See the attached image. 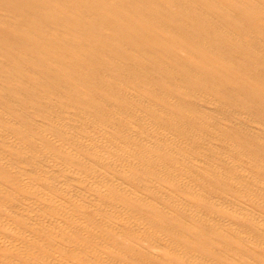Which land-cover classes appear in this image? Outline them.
<instances>
[{
  "label": "bare ground",
  "instance_id": "1",
  "mask_svg": "<svg viewBox=\"0 0 264 264\" xmlns=\"http://www.w3.org/2000/svg\"><path fill=\"white\" fill-rule=\"evenodd\" d=\"M0 264H264V0H0Z\"/></svg>",
  "mask_w": 264,
  "mask_h": 264
}]
</instances>
